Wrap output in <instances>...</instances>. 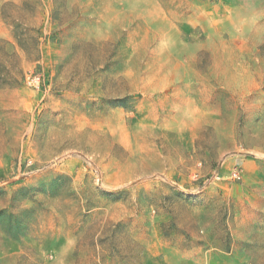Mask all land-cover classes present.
<instances>
[{
	"label": "rangeland",
	"instance_id": "obj_1",
	"mask_svg": "<svg viewBox=\"0 0 264 264\" xmlns=\"http://www.w3.org/2000/svg\"><path fill=\"white\" fill-rule=\"evenodd\" d=\"M0 264H264V0H0Z\"/></svg>",
	"mask_w": 264,
	"mask_h": 264
}]
</instances>
